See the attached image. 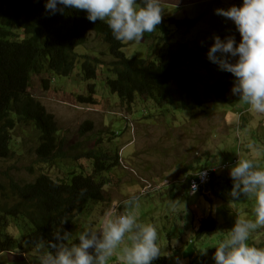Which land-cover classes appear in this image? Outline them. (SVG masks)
I'll use <instances>...</instances> for the list:
<instances>
[{
    "label": "rangeland",
    "instance_id": "obj_1",
    "mask_svg": "<svg viewBox=\"0 0 264 264\" xmlns=\"http://www.w3.org/2000/svg\"><path fill=\"white\" fill-rule=\"evenodd\" d=\"M160 2L166 6L186 5L191 2L193 6H197L203 3L197 7L194 15L191 10L194 11L195 7L190 8V11L183 9L177 16L180 19H193L196 28L190 30L187 38L190 49L201 57L204 54L203 48L213 42L212 37L220 36V30L225 32L228 29L226 22L218 21L219 16L214 10L222 5L237 4V0ZM241 4L242 2L236 6ZM89 34L79 51L99 57L102 63L96 67L100 79L85 80L82 69L76 66L68 76L52 78L47 89L41 81L47 75L34 74L28 87L29 92L54 115L58 136L64 142L61 152L65 156H57L52 162L39 161L34 153L38 138H31L30 130L26 126H20L18 134L28 136L19 141L11 157L0 160V178L7 181V175H11L18 180H32L41 172H45L55 179H61L66 178L71 170L90 173L91 162L84 156L90 149L105 152L108 157L106 161H110L114 156L121 158L124 166L119 162L103 173L107 179L103 188L106 199L92 204L88 212L73 220L68 239L72 240L86 227L98 229L103 216L115 202L135 197L138 192H146L151 182L160 186L166 184L164 178L172 180V177H176L172 180L176 184L138 196L134 206L132 205L135 209H130L139 220L151 222L157 227V242L161 254L151 264H215L213 254L218 240L232 228L237 217L251 216L255 200L252 197L232 200L229 193L233 182L226 164L214 175V194L196 204L192 203L199 199V195H184L182 191L185 189L182 186H186L181 182L177 183L176 179L183 172L198 170V161L218 164L220 160L228 162L234 158L238 159L239 156L252 159L260 167H264V113L250 111L245 103L231 94L235 79L231 73L219 70L216 64L211 67V71L202 67L205 64L200 60V56L196 55L192 56V59L186 55V59L194 65L198 78L212 82L213 78L220 77L223 82L217 83L223 88L229 87L225 97H211L203 107L186 109L183 115L174 119V108L180 107L182 102L179 97H175L174 103H165L162 100L157 104L137 96L129 106L120 104L117 95L109 90L103 80L112 60L104 35L94 32ZM123 43L122 47L127 56H146L149 52L147 46L155 45L152 38L145 39V43L142 39L139 42ZM200 45L203 46L198 49ZM92 83L95 89L91 96L95 102L90 104L77 101L76 96L87 95ZM218 108L233 112L248 111L249 114L239 113L240 117L233 121L236 113L231 112V117V114L223 113ZM120 114L135 116L130 119L131 126L126 125ZM86 121L90 123V127L82 131L80 127ZM185 124L189 126H184ZM181 125L182 131L178 129ZM187 167L189 169H186ZM66 180L69 181L70 178ZM218 190L221 191L217 193ZM209 214L216 218L217 227L210 234L203 235V238L196 237L195 232L201 220ZM248 242L257 247L264 244V227L251 233ZM195 248L197 250L194 253ZM29 256L30 260L29 257L3 251L0 252V263L30 264L33 261L32 253ZM108 262L124 264L120 259L119 248ZM31 264L39 263L33 261Z\"/></svg>",
    "mask_w": 264,
    "mask_h": 264
},
{
    "label": "trees",
    "instance_id": "obj_2",
    "mask_svg": "<svg viewBox=\"0 0 264 264\" xmlns=\"http://www.w3.org/2000/svg\"><path fill=\"white\" fill-rule=\"evenodd\" d=\"M44 4L45 0H0V160L11 157L19 141L27 138L28 134H18L20 126L30 130L31 138H38L34 153L40 160L65 155L61 152L63 144L57 135L54 115L28 87L32 75L44 73L47 77L41 81L47 89L54 76L68 75L76 65L87 79L98 78L91 63L95 58L91 60V56L73 50L77 44L75 36L82 34L76 41L84 43V35L91 27L112 43L110 50L115 59L107 67L112 76L106 78V83L120 100L131 103L136 96L144 95L159 103L171 100L173 95L194 97L190 87L194 74L183 67V57L192 52L186 37L193 26L190 20L171 19V27L159 26L160 36L148 55L128 57L119 51V41L104 21L91 22L86 13L82 18L72 12L77 30L68 36L69 11L73 9L50 15ZM93 93L91 84L88 95L78 99L93 103ZM89 126L84 122L82 131ZM86 153L93 158L90 173L72 172L70 181L54 179L44 172L32 180H18L11 175H7V181L0 178V249L36 248L39 239L53 240L57 227L70 231L76 215L105 199L103 171L115 165L116 160L104 162L105 155L95 149ZM62 219L65 221L61 225ZM215 223L213 218L206 219L199 234L213 230ZM67 241L78 243L74 239Z\"/></svg>",
    "mask_w": 264,
    "mask_h": 264
},
{
    "label": "clouds",
    "instance_id": "obj_3",
    "mask_svg": "<svg viewBox=\"0 0 264 264\" xmlns=\"http://www.w3.org/2000/svg\"><path fill=\"white\" fill-rule=\"evenodd\" d=\"M240 2H242V4L236 6ZM237 4L222 5L214 10L215 14L219 16L218 21L226 22L228 29L225 32L220 30V36L214 35L212 37L213 42H211L209 46L203 48L204 54L202 57L195 54L193 49L191 50V56L190 54L187 55H189L191 59L194 55L200 56V60L205 64V66L202 67L208 70L216 64L219 70L231 73L235 78L231 88V94L237 96L239 100L245 103L250 111L264 113V0H237ZM192 6L193 2L186 5L166 6L161 3L160 0H45L44 4L45 11L50 15H54L57 12L63 13L65 9H73L69 11L71 14L69 15L70 21L68 29L70 30L68 36H72L77 30V28L73 26V22L76 21V18L73 16L72 12L82 18L85 17L86 13V18L91 22H96L97 20L104 21L110 28L113 38L119 41L118 49L124 55L126 54L122 47L124 44L123 42H139L142 39V42L145 43V39L152 38L156 45L157 39L160 36L159 26L169 25V27H171L172 22L169 23L170 20L180 19L177 18V16L183 9H188L190 11V8L193 9L195 7L194 11L191 10V13L194 15L199 5ZM186 19L190 20L191 24L193 23V19ZM191 24L188 25V28ZM193 28H196L194 24L191 29ZM156 30L157 32H155ZM90 32L99 35L102 34L96 32L92 27L88 28L86 35H84L86 40ZM144 34L146 36H144ZM187 35L189 34H186V37ZM80 37H82V34L79 33L75 36L74 41L77 44L74 46L73 50L79 55L91 56V60L95 58V61L92 60L91 63L97 71L98 67H96V65L102 63V61L95 55L81 53L79 51L81 46L86 42V40L84 43L77 42L76 39ZM105 43L108 45L112 60H114V53L110 50V48H112V43L106 40ZM201 46L203 45L198 46V49H200ZM152 47L153 45L147 46L149 52ZM198 54L200 53L198 52ZM183 58L186 63L183 65L184 69H189L194 74V81L190 84L194 97L173 95L171 100L163 99L165 103H174L176 100L175 97H179L182 101L180 107L174 108L172 119L183 115L186 109H198L203 107L208 103L211 97L219 99L225 97V93L229 89L228 86L223 88L217 83L223 82L220 80V77L213 78L212 82L199 79L197 73L194 71V65L190 63L189 59H186V55ZM76 66L79 67L78 65ZM107 71L103 79L105 83L106 78L112 76L108 68ZM84 77L85 80H95L87 79L85 75ZM53 78H55V76ZM96 79L100 78L98 77ZM87 95L78 94L76 100L84 103L80 101L78 97ZM142 97L151 100V98L144 95ZM194 98H197L198 101H194ZM118 100L120 104L126 106L131 105L135 101L127 103L120 100L119 97ZM156 103L159 104L158 102ZM218 109L223 113L226 112L227 114H231V117L233 113H236L235 118L232 119L233 121H235L237 117H240L239 113L243 115L249 114L248 111L243 112L242 110L239 112L235 110L233 112L225 108ZM121 117L124 119L126 125H130V119L135 116L131 117L127 114H123ZM86 123L89 122L86 121ZM184 126L189 125L185 124ZM182 127L181 125L178 129L182 131ZM244 129L246 130V128ZM59 140L62 141L61 138H59ZM62 144L64 146L63 141ZM95 151L102 152L105 155L104 162L111 163L116 160L115 164L120 162L122 166L125 165L121 158L118 159V157L114 156L110 161H106L108 157L105 152L99 149H95ZM84 156L87 157V160H90L92 165L93 158L88 156L87 153H84ZM54 159H51V162ZM38 160L41 162H48L40 160L39 158ZM198 162V170L195 172L190 170L183 172L176 179L177 183L181 182L186 186V188L182 186V188L185 189L182 191L184 195H199V199L192 204H196L202 199L207 200L214 194V175L218 173V170H221V166L223 165L224 167L225 164L229 167V175L233 182L229 193L232 200L238 201L242 197H252L255 200L251 216L237 217L232 228L223 238L218 240L213 254L215 264H264V247H257L248 242L251 233L264 227V167H260L259 164L252 159L240 158L239 156L238 159L234 158L228 162H222V160H220L218 164ZM109 169L103 171V173ZM186 169L189 168L187 167ZM72 172L78 171L71 170L66 178L61 179L70 178ZM79 172L85 173V171L82 170H79ZM103 178L107 183V179L104 175ZM175 178L176 177H172V180ZM164 179L166 180V184L164 185L159 186L156 182L150 181V188L146 192H138L135 197L131 196L119 202H115L110 211L103 216L98 229L86 227L78 233L76 239H74L78 243H65V241L69 239L70 232L63 231L61 228L57 227L53 232V240L45 242L43 239H39L35 244L36 248H9L0 249V252L10 251V253L29 257V260V254L32 253L33 261L39 264H110V262H108L109 259L119 248L120 259L124 264H151V262L157 259L161 254V248L157 242L159 238L157 227L151 222L139 220L135 214L130 212V209H135L133 208V204L136 202L138 196L147 195L153 191H160V189L165 186L176 184L168 177ZM220 191L221 190H218L216 192L219 193ZM77 216L79 215H76L75 218ZM208 218H213L216 221V218L211 214L204 217L197 228V232H195L196 237L199 235V238L205 234H210L217 227L216 222L213 230L199 234L203 222ZM64 221L65 220L62 219L60 224L62 225ZM196 250L197 248H195L194 253ZM33 261L31 263H33Z\"/></svg>",
    "mask_w": 264,
    "mask_h": 264
},
{
    "label": "bare ground",
    "instance_id": "obj_4",
    "mask_svg": "<svg viewBox=\"0 0 264 264\" xmlns=\"http://www.w3.org/2000/svg\"><path fill=\"white\" fill-rule=\"evenodd\" d=\"M201 4H203V3H201ZM201 4H199V6H200Z\"/></svg>",
    "mask_w": 264,
    "mask_h": 264
}]
</instances>
